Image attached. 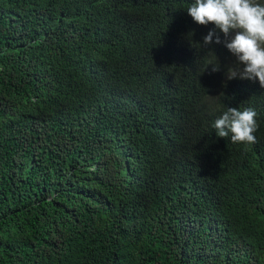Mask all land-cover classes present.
<instances>
[{
  "label": "trees",
  "instance_id": "16d2710c",
  "mask_svg": "<svg viewBox=\"0 0 264 264\" xmlns=\"http://www.w3.org/2000/svg\"><path fill=\"white\" fill-rule=\"evenodd\" d=\"M190 3L0 0V264H264V88Z\"/></svg>",
  "mask_w": 264,
  "mask_h": 264
},
{
  "label": "clouds",
  "instance_id": "9594fccd",
  "mask_svg": "<svg viewBox=\"0 0 264 264\" xmlns=\"http://www.w3.org/2000/svg\"><path fill=\"white\" fill-rule=\"evenodd\" d=\"M186 11L195 23L214 26L203 37L204 45L222 43L235 58L226 67V80L257 81L264 88V2L191 0ZM208 65L213 72L220 70L215 54L205 68ZM256 117L257 112L252 107H227L212 127L219 138H230L233 144L253 145L257 142Z\"/></svg>",
  "mask_w": 264,
  "mask_h": 264
}]
</instances>
